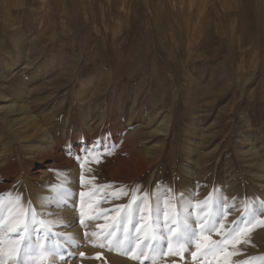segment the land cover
<instances>
[{
    "label": "rangeland",
    "instance_id": "obj_1",
    "mask_svg": "<svg viewBox=\"0 0 264 264\" xmlns=\"http://www.w3.org/2000/svg\"><path fill=\"white\" fill-rule=\"evenodd\" d=\"M15 1L0 0V74L13 66L0 95L27 107L30 122L22 131L0 112V218L19 196L30 242L31 213L48 222L40 235L63 257L49 264H140L109 250L99 225L147 194L154 219L161 210L155 264H223L195 241L164 246L162 211L170 200L181 228L197 233L196 204L208 198L226 229L264 219V0ZM20 44L29 66L13 62ZM42 199L73 207L72 231L59 232ZM246 239L228 248V264H264V225Z\"/></svg>",
    "mask_w": 264,
    "mask_h": 264
},
{
    "label": "snow or ice",
    "instance_id": "obj_2",
    "mask_svg": "<svg viewBox=\"0 0 264 264\" xmlns=\"http://www.w3.org/2000/svg\"><path fill=\"white\" fill-rule=\"evenodd\" d=\"M127 187V186H125ZM171 191V190H169ZM7 195L11 196V193ZM84 194L81 193V196ZM210 199H206L203 203L197 202L196 208L201 214V220L199 223L200 232L189 231L187 223L181 228V223L178 219V213L174 212L173 206L170 200L164 202V209L162 216L164 220L163 227L167 228V236L161 235L159 239L165 240L164 246L171 249L172 240L175 239L178 243L182 242L185 245H191L195 241V247L197 249L204 248L209 252L216 254H222L223 264H228V258L236 255L228 248L235 247L242 243H250L247 235L252 231L258 221L259 224L264 225V219H259L253 216L252 220L243 222V227L236 226L235 224L226 229L222 222L226 218V214L222 215L214 222L211 221V203ZM5 209L3 195L0 194V211ZM119 209L124 210L123 214L118 210L117 217H112V225H99V227H108L109 231L104 235V241L107 242L109 250H117L122 255H127L130 259L139 261L140 264H144L145 261L152 257L151 264H155V255L157 249L154 247L158 237L156 234V228L159 226L161 219V210L157 209V215L153 218L152 208L149 203L148 195L145 194L139 201L134 196L127 205H120ZM9 213L8 217L0 218V264H49L50 259H55L62 255L57 252L60 247L59 244L49 246L47 243V235L41 236L40 233L50 232L48 222L43 218L37 220L36 213H31L32 222L37 232V238L35 242H30L29 233V212L22 208V203L19 196H17L15 203L9 201L7 206ZM134 213L139 214V219L135 224V235H132V230L128 227L132 224V217ZM123 226V235L117 236V230ZM218 226V227H217ZM7 228V233L4 229ZM216 231L217 234L222 236V239L217 241L213 240L210 233ZM226 232V235H225ZM5 234L8 236L5 240ZM93 236L96 233L92 234ZM112 237H116L114 240ZM65 239L69 243H73L72 237L67 236ZM99 247H105V243L101 242L99 245H93ZM78 247V245H77ZM160 254H163V246L159 249ZM81 257L85 256V253H80ZM195 256V253H193ZM257 258H251L245 261L244 264H253ZM264 260V257L259 258Z\"/></svg>",
    "mask_w": 264,
    "mask_h": 264
},
{
    "label": "bare ground",
    "instance_id": "obj_3",
    "mask_svg": "<svg viewBox=\"0 0 264 264\" xmlns=\"http://www.w3.org/2000/svg\"><path fill=\"white\" fill-rule=\"evenodd\" d=\"M5 1L11 3V5H18L19 4L15 0H5ZM25 41H27V40L26 39L25 40L23 39V42H25ZM15 45H13V46H15ZM17 50H18L19 54L15 58V60L13 59L14 60L13 62L16 63V64L17 63H21V64L23 63V64H27L29 66L32 59H31V56H29V54H28L30 52L28 50V48L26 46L23 47L20 44V46H18ZM48 53H49V51H48ZM5 68H6L7 71L5 73L4 72L1 73L0 74V77L8 78L9 75L11 74V71L13 70V66L8 63V64H6V67ZM0 100H3L4 101V103L0 104V112H1V114L3 116H5V117H8V116H11L12 115V118L9 121L12 124H15V126L16 125H22V127H24L22 129V131H23L26 128L25 125H27L28 122H30L29 121L30 120V116L28 115V113H29L28 110L29 109L27 107L25 108L23 105L19 104L20 102L18 103V101L16 99H12V97H9L5 93H4V95H0ZM30 126H32V125H30ZM22 135H24V134H22ZM22 135L20 134L19 136H22ZM0 156H1V154H0ZM188 192L191 193V190L188 191ZM194 196H196V195H194ZM39 203H40L39 207L41 209L45 210L44 214H46V216L48 217V219L51 220V222L56 225V228L59 229V232H61V233H69L70 231H72V230H70L71 227H74V224L72 226V223H75V220H74L75 219V216H74L75 213H74L73 207L72 208H69V207H66L65 205H59V206H57L56 204L54 205V207H52L51 205H49L47 203H44L43 199ZM32 204H34L33 201H32ZM61 216L63 218H61Z\"/></svg>",
    "mask_w": 264,
    "mask_h": 264
}]
</instances>
